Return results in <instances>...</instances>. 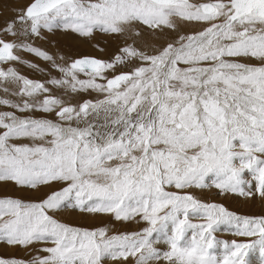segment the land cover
<instances>
[{
    "label": "snow or ice",
    "instance_id": "1",
    "mask_svg": "<svg viewBox=\"0 0 264 264\" xmlns=\"http://www.w3.org/2000/svg\"><path fill=\"white\" fill-rule=\"evenodd\" d=\"M9 11L0 91L17 99L0 98L11 109L0 111V244L39 247L0 264H264V210L196 194L264 205V0H28ZM55 31L121 46L108 61L58 64L31 42ZM19 51L60 78L20 75ZM83 93L97 98H64ZM66 213L142 227L112 234ZM221 226L239 239H218Z\"/></svg>",
    "mask_w": 264,
    "mask_h": 264
},
{
    "label": "rangeland",
    "instance_id": "2",
    "mask_svg": "<svg viewBox=\"0 0 264 264\" xmlns=\"http://www.w3.org/2000/svg\"><path fill=\"white\" fill-rule=\"evenodd\" d=\"M6 2H7L6 4L0 6V24H2L5 19H9L14 15L13 12L9 11V8H22L28 2V0H23V2L17 4L14 2L12 3L11 1H6ZM196 2H203V0H196ZM198 30H199L198 27L185 26L183 24L180 25L181 34L182 33L187 34ZM172 35H175V33H172ZM64 37L66 40L69 41L60 43V50L63 51L64 54L66 53L68 56L67 59L63 61L61 64H64L65 62H70L71 60L80 57H95L101 60L108 61L111 60L114 57V55L118 53V49L121 46V41L111 37L104 36L99 32L95 33L94 38L91 39L79 38L76 37L75 35L65 34L62 31H55L53 33L45 32L43 34V38H34L31 42L34 43L35 45L37 44L39 48H42L49 52L50 50H47L45 46L47 45L46 43L48 42V40L47 42H45V39H50L54 42H57V39L58 40L64 39ZM3 38L8 40L22 39L17 37H10V36H5ZM72 39H74L75 45L71 44L70 41ZM152 43L158 44L157 41H152ZM97 45L99 46V48L97 47ZM100 49H102V51ZM17 55L21 57L22 62H14L11 66L14 67L20 75L30 78L34 81H43V82H47L52 78H60L61 73L54 70L48 62L38 59L34 55H31L25 51L24 52L19 51ZM53 56L57 62L58 57L56 55ZM30 65H38L39 67L33 68ZM3 67L7 68L9 67V65H3ZM119 70L127 71L128 69L121 68ZM81 78L83 79L85 77L81 76ZM53 94H55L56 96H61L63 95V91L54 88ZM93 94L83 93L76 96H68V99L66 98L65 99L69 100L72 104H77L86 99H92V100L96 99L97 98L96 93ZM7 97L8 99H12V100L17 99L16 97L13 96H7ZM10 110L11 109L0 107V111H10ZM35 116L37 118H47L53 120L56 119L54 114H44L38 112L35 113ZM196 194L200 199H202L205 202L210 201V202H216L222 204L225 207L229 208L231 211H234L238 214L259 215L261 211L264 210V205L258 203L255 206H252L250 204L243 202L242 198L240 200H237L235 198L228 199L225 198L223 195H219L217 191L214 189L211 191L205 190L203 192H200L198 190ZM63 219L65 220V222H68L73 226L85 227L89 229H96L100 227L108 228L110 230V233L112 234H117L119 232H126V231H136L142 227V225H138L135 222H131V223L117 222L111 216H107L104 214L72 215L70 213H66ZM217 237L218 239L225 241L239 239L233 236L231 234V230L227 229L226 226H221L220 231L217 233ZM36 247L39 246H34L28 249H18V248H7L4 245L0 244V257L15 258L17 260L30 261L34 256L38 254L35 251ZM251 259L253 260V264H258L256 254H254L251 257ZM110 264H115V262H110Z\"/></svg>",
    "mask_w": 264,
    "mask_h": 264
},
{
    "label": "bare ground",
    "instance_id": "3",
    "mask_svg": "<svg viewBox=\"0 0 264 264\" xmlns=\"http://www.w3.org/2000/svg\"><path fill=\"white\" fill-rule=\"evenodd\" d=\"M6 1H11L12 3L14 2V3H20V2H23V0H0V6H2L3 4H6L7 2ZM193 29V28H192ZM182 30V29H181ZM183 31V30H182ZM183 34V33H182ZM65 36V35H64ZM47 40H48V42H47ZM67 41H69V40H66L65 39V37H64V39H57V42H54V41H52V40H50V39H45V42H47L46 44L47 45H45L46 46V49L47 50H50L49 51V53L51 54V55H56L57 57H58V60H57V63L58 64H61L63 61H65L66 59H67V54L65 53L64 54V52L63 51H61L60 50V43H62V42H67ZM71 44L72 45H75V42H74V39H72L71 41ZM152 42V41H151ZM34 44V43H33ZM54 45H57V46H54ZM34 46H36V47H38L37 46V44L35 45L34 44ZM48 46V47H47ZM21 52H24V51H21ZM104 53V52H103ZM102 53V54H103ZM63 57L64 59L63 60H61L60 59V57ZM22 64V63H21ZM47 66V65H46ZM109 75H111V73H109ZM46 78V77H45ZM0 97L1 98H6L5 96H4V93L2 92V91H0ZM56 94V93H55ZM54 94V95H55ZM93 94V93H92ZM94 95V94H93ZM61 96H63V95H61ZM8 98V97H7ZM64 98H66V99H68V96H65Z\"/></svg>",
    "mask_w": 264,
    "mask_h": 264
}]
</instances>
